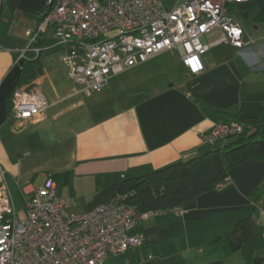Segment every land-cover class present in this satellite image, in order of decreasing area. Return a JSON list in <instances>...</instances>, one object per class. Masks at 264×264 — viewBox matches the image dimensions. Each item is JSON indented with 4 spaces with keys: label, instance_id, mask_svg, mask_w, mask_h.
Returning a JSON list of instances; mask_svg holds the SVG:
<instances>
[{
    "label": "crops",
    "instance_id": "1",
    "mask_svg": "<svg viewBox=\"0 0 264 264\" xmlns=\"http://www.w3.org/2000/svg\"><path fill=\"white\" fill-rule=\"evenodd\" d=\"M186 1L161 0L166 9ZM44 2L1 0L7 29H0V186L3 172L21 216L25 200L47 178L70 212L85 213L113 199L126 178L215 148L202 142L214 124H240L239 118L264 107V25L244 30L255 41L251 48L209 49L196 75L182 66V53L164 52L93 95L71 82L59 60L65 48L46 34L37 41L42 74L32 84L48 107L39 121L18 127L8 112L24 63L18 50L35 30ZM248 215L249 238L228 252L226 238ZM128 234L141 237V244L108 255L103 264H264V161L246 160L216 189L159 211Z\"/></svg>",
    "mask_w": 264,
    "mask_h": 264
},
{
    "label": "built area",
    "instance_id": "2",
    "mask_svg": "<svg viewBox=\"0 0 264 264\" xmlns=\"http://www.w3.org/2000/svg\"><path fill=\"white\" fill-rule=\"evenodd\" d=\"M247 1L189 0L166 9L161 0H45L18 58L37 57V41L52 34L65 48L59 60L69 79L85 95L102 92L112 77L179 47L182 66L196 75L204 70L201 57L209 49L228 44L241 51L255 45L226 8ZM214 30L218 37L202 43ZM10 101L9 120L18 127L39 121L48 107L34 84L14 88ZM243 130L242 124L216 123L202 142L215 146ZM1 175L0 264H103L108 255L141 244V237L128 232L159 213L139 212L118 194L90 211L72 213L47 178L25 200L21 216Z\"/></svg>",
    "mask_w": 264,
    "mask_h": 264
},
{
    "label": "trees",
    "instance_id": "3",
    "mask_svg": "<svg viewBox=\"0 0 264 264\" xmlns=\"http://www.w3.org/2000/svg\"><path fill=\"white\" fill-rule=\"evenodd\" d=\"M229 14L243 22L252 18L264 25V0H249L226 5ZM3 4L0 0V29ZM44 11L42 6L41 12ZM39 45V42L35 46ZM42 74L40 54L28 53L16 87L32 84ZM11 99V97H10ZM10 114L11 101L9 100ZM243 132L215 145V148L185 162L170 164L138 177L123 180L118 195L139 212L169 211L191 203L199 195L219 187L228 172L248 159L264 161V107L252 118H239ZM251 234L250 215L238 220L225 241L228 252H234Z\"/></svg>",
    "mask_w": 264,
    "mask_h": 264
},
{
    "label": "rangeland",
    "instance_id": "4",
    "mask_svg": "<svg viewBox=\"0 0 264 264\" xmlns=\"http://www.w3.org/2000/svg\"><path fill=\"white\" fill-rule=\"evenodd\" d=\"M254 26V23H253V21H252V18H250L249 20H245V21H243V28H244V30L246 31V32H248V33H252V27ZM218 37V34H215V33H208V34H206L205 36H203L202 38H201V42L202 43H206V42H209V41H212V40H214V39H216ZM173 53H174V55L175 56H179V55H181V53H182V50H181V48L179 47V48H177V49H175L174 51H173ZM125 73H127V72H124V73H121V74H119L117 77H112L113 78V80L111 81V83L112 82H117V79H120L121 77H124V76H127L128 75V73L127 74H125Z\"/></svg>",
    "mask_w": 264,
    "mask_h": 264
}]
</instances>
